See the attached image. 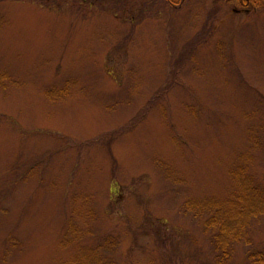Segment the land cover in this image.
<instances>
[{
    "label": "rangeland",
    "instance_id": "374dc122",
    "mask_svg": "<svg viewBox=\"0 0 264 264\" xmlns=\"http://www.w3.org/2000/svg\"><path fill=\"white\" fill-rule=\"evenodd\" d=\"M170 1L0 0V264L264 253V0Z\"/></svg>",
    "mask_w": 264,
    "mask_h": 264
},
{
    "label": "trees",
    "instance_id": "16d2710c",
    "mask_svg": "<svg viewBox=\"0 0 264 264\" xmlns=\"http://www.w3.org/2000/svg\"><path fill=\"white\" fill-rule=\"evenodd\" d=\"M166 1L169 2L170 0ZM244 1L245 0H242L243 3ZM170 3L172 4L171 1ZM251 189L254 188L251 186L249 190ZM262 205L264 206V199ZM208 214L205 221V228L213 235V246L217 253L216 261L219 264H225V262H228L231 258L235 242L240 241L244 237L242 231L244 226L241 227L239 215L233 219V216H223L219 210L216 211L213 209H211ZM249 259L253 262L255 261L254 264H264V253L252 249L249 254Z\"/></svg>",
    "mask_w": 264,
    "mask_h": 264
}]
</instances>
